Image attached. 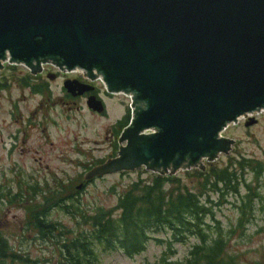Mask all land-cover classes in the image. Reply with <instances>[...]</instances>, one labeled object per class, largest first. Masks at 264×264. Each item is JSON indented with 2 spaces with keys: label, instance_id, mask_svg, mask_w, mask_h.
<instances>
[{
  "label": "water",
  "instance_id": "water-1",
  "mask_svg": "<svg viewBox=\"0 0 264 264\" xmlns=\"http://www.w3.org/2000/svg\"><path fill=\"white\" fill-rule=\"evenodd\" d=\"M5 57L95 72L110 93L133 96L121 158L89 177L140 165L174 173L226 154L232 141L219 132L264 109V0H0ZM87 107L103 110L94 96Z\"/></svg>",
  "mask_w": 264,
  "mask_h": 264
},
{
  "label": "rangeland",
  "instance_id": "rangeland-1",
  "mask_svg": "<svg viewBox=\"0 0 264 264\" xmlns=\"http://www.w3.org/2000/svg\"><path fill=\"white\" fill-rule=\"evenodd\" d=\"M14 69L0 72V82L5 85L0 89V187L4 190L10 189L12 195L21 193L24 196L27 186L37 183L40 188H47V191L60 187L58 191L67 194L72 186L75 191H79L75 196L79 210L90 213L96 208L113 206L117 196L139 177L147 179L157 173L141 167L140 176L137 172L113 170L85 178L83 173L88 165L98 160L107 161L109 157L115 158L116 122L127 111L130 112L127 107L129 98L122 94L106 97L100 83L95 82L98 95L106 105L105 115L100 116L88 111L86 100L81 99L71 105L62 96V78L75 76L88 81L81 72L60 73L52 65L38 69L47 73L56 72L58 76L57 79L46 80L50 87L48 95L34 94L23 88L22 78L28 71L18 66ZM42 75L39 72L32 74L36 79L30 78V83L44 78ZM252 117L257 120L256 124L245 126ZM249 119H241L222 133L234 142L229 153L217 154L214 159H204L203 162L206 165L221 166L227 158L239 155L262 159L264 112L252 114ZM181 172L182 169H179L174 174L182 176ZM182 178L189 186L194 181ZM246 181L251 182V177L247 176ZM261 182L258 191L264 206V179ZM241 192L244 194L243 189ZM227 200V204L214 207L219 226L225 231L234 228L237 218L236 209L232 206L235 198L229 196ZM214 203L217 204L218 200L215 199ZM23 217V210L15 205L1 204L0 230L8 245L15 249L20 245V249L28 252L30 259H37L39 264H55L54 246L50 242L38 241L32 244L30 237L25 242L19 238L23 234L19 229ZM50 220L74 228L73 219L62 212L51 211ZM157 236L167 238L169 235ZM194 243L196 240L191 238L183 244H173L171 250L174 255L170 260H184ZM228 247L230 252L238 254L240 264H264V208L260 209L258 203L242 235L235 230L230 236ZM164 250V246L149 241L142 253L127 258L119 250L102 251L96 247L99 264H153Z\"/></svg>",
  "mask_w": 264,
  "mask_h": 264
},
{
  "label": "trees",
  "instance_id": "trees-1",
  "mask_svg": "<svg viewBox=\"0 0 264 264\" xmlns=\"http://www.w3.org/2000/svg\"><path fill=\"white\" fill-rule=\"evenodd\" d=\"M127 122L128 114H125L116 126L120 130ZM247 176L251 182L246 181ZM182 177L193 179L191 186ZM263 179L264 157L239 155L227 158L221 166L207 165L204 171L192 170L182 176L139 177L117 196L113 206L96 208L90 213L79 210L75 198L79 191L72 186L64 194L58 191L60 187L47 191L37 183L27 186L24 196L12 195L10 189L0 187V209L4 203L23 210L19 226L23 234L19 238L25 242L30 237L32 244L50 242L54 246L55 264H99L96 247L102 251L119 250L131 258L142 253L149 241L165 247L153 264H240L238 254L229 250L230 236L235 230L242 235L257 203L260 209L264 208L258 191ZM229 196L235 198L232 206L237 218L234 228L225 231L219 226L214 207L227 204ZM53 210L72 218L74 228L50 220ZM158 234L169 236L158 238ZM191 238L196 243L187 257L182 261L170 260L174 255L172 245ZM39 263L30 259L20 245L17 249L9 246L0 230V264Z\"/></svg>",
  "mask_w": 264,
  "mask_h": 264
},
{
  "label": "flooded vegetation",
  "instance_id": "flooded-vegetation-1",
  "mask_svg": "<svg viewBox=\"0 0 264 264\" xmlns=\"http://www.w3.org/2000/svg\"><path fill=\"white\" fill-rule=\"evenodd\" d=\"M58 76H56L55 79H57ZM32 79L30 78H22V86L23 88L25 89H29L30 92L34 93V94H43V93H47L48 95L50 94L49 92V84L46 82V77L44 78H40L39 80H35V82L30 83V81ZM66 80H69V81H74V86L75 88L79 87L78 84H84V85H87L89 84L88 82L86 81H83L81 80L80 78L78 77H74V76H71V77H65V78H62L61 80V92H62V96L64 99L67 100V102H70L71 105H75L76 101H79V100H86V98L89 96V95H94L96 98H100L99 95H98V90H97V87H95L94 83H91L90 85L94 88L93 91L91 93H85L83 95H74L72 96L71 94H68L65 90H64V81ZM78 83V84H77ZM45 94V96L47 95ZM49 98V97H47ZM61 99V98H60ZM123 150V149H122ZM121 150V152H122ZM124 157L127 159V160H133V162L135 161V158L131 155V154H125ZM121 158V156H120ZM134 158V159H133Z\"/></svg>",
  "mask_w": 264,
  "mask_h": 264
},
{
  "label": "bare ground",
  "instance_id": "bare-ground-1",
  "mask_svg": "<svg viewBox=\"0 0 264 264\" xmlns=\"http://www.w3.org/2000/svg\"><path fill=\"white\" fill-rule=\"evenodd\" d=\"M143 134H150V132H144Z\"/></svg>",
  "mask_w": 264,
  "mask_h": 264
}]
</instances>
